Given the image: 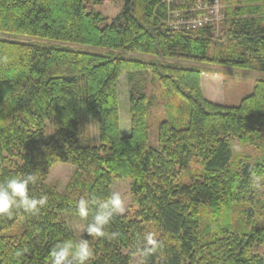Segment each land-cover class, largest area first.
<instances>
[{"label":"trees","instance_id":"1","mask_svg":"<svg viewBox=\"0 0 264 264\" xmlns=\"http://www.w3.org/2000/svg\"><path fill=\"white\" fill-rule=\"evenodd\" d=\"M100 1L0 0V56L8 57L0 63V182L34 173L30 195L47 197L35 215L14 209L11 217L0 216V264H50L57 243L81 239L64 213L78 214L82 197L106 198L119 178L132 180L136 209L106 226L117 233L111 240L85 234L93 250L88 264H136L135 255L140 264H264V254L253 252L264 246V223L254 208L264 157L254 162L238 154V161L234 152L236 141L263 144L264 80L238 105H223L205 97L201 69L132 56L264 71V0H227L225 37L218 40L205 27L171 28L164 0H125L109 24L91 7ZM124 74L128 136L120 126ZM151 83L157 93H148ZM162 98L169 114L152 146L149 115L154 99ZM93 120L97 144L85 140ZM197 161L202 171L184 182ZM58 162L77 170L66 192L48 182ZM242 206L247 211L236 227ZM94 212L95 206L87 223ZM148 224L159 229L160 247L144 255Z\"/></svg>","mask_w":264,"mask_h":264},{"label":"rangeland","instance_id":"2","mask_svg":"<svg viewBox=\"0 0 264 264\" xmlns=\"http://www.w3.org/2000/svg\"><path fill=\"white\" fill-rule=\"evenodd\" d=\"M222 5L223 11L225 12L226 7L230 4L227 0H222ZM91 7L99 12H102L106 18V23L109 24L116 16H118L123 11L125 7V0H101L99 3L91 4ZM225 20L217 27L211 25L205 27V29H208L212 32L215 40H218L220 37H225V35L218 36V31L224 28L223 24ZM76 47L89 52L105 53L108 51L103 47L93 45H79ZM132 56L133 58L142 61H170L185 67L201 69L203 91L205 97L212 102L223 105H238L244 97L253 93L257 81L264 80V71L262 70L237 68L217 63L200 62L190 59H167L161 56L143 52H136ZM156 87V83H151L148 93H157ZM119 88L121 134L123 136H128L132 131L130 113V83L128 74H124L120 78ZM168 105L169 104L167 99H154V104L152 105L149 115L150 143L152 146H156L158 144L159 125L163 120L168 118ZM179 106L182 109V106ZM98 135L99 123L98 121L93 120L90 123L88 133L85 135V140L89 141V143L91 144H97ZM234 147L235 159L238 158V154H241L242 157L249 158L254 162L260 161L264 157V140L263 144H260L259 147L250 143H247L244 146H240L237 141L235 142ZM237 160L239 161V159ZM237 160L234 163L235 165H237ZM201 164L202 163L200 161L192 164L185 171V173H187L188 175L184 176L183 181L190 182L191 178H193L195 175L198 176V174H200V172L202 171ZM76 171V167L73 164L58 162L51 169L48 182L50 185L56 186L60 192H66L69 183L71 182L73 176L76 174ZM131 184L132 180L126 178L116 179L113 183V191L119 192L124 200L125 212L123 214L133 213L136 209V205L134 204L132 198ZM257 197L258 200L254 208L257 210L258 215L255 217H257V219L261 220L264 223V179H261L257 185ZM246 211L247 207L242 206L238 208L237 213L235 214L234 223L236 227H238L239 225H243L240 221L244 218V213H246ZM64 217L77 237H85L86 233L83 232V229L87 224L86 219L81 218L79 214L76 213H64ZM21 226L22 225L16 226L14 231L16 233H19L21 230ZM145 231L146 235L151 234L154 239H157V237L159 236V229L157 228L156 224H148ZM253 252L264 254V246L258 248L256 247ZM134 262L136 264H140L139 255H135Z\"/></svg>","mask_w":264,"mask_h":264},{"label":"clouds","instance_id":"3","mask_svg":"<svg viewBox=\"0 0 264 264\" xmlns=\"http://www.w3.org/2000/svg\"><path fill=\"white\" fill-rule=\"evenodd\" d=\"M7 56H0V63H7ZM38 177L29 173L23 177H11L0 182V216L11 217L14 209H23L33 215L39 213L40 209L47 204V197L39 198L30 195L29 186L36 184ZM95 206V212L86 224L83 232L89 237H106L111 240L117 233H107L106 226L118 215L125 212L124 200L119 192H111L103 199L80 198L77 202V211L81 218L87 219L90 208ZM160 242L151 234L144 237L142 252L150 255L158 251ZM50 264H88L93 255L89 240L81 238L73 241L71 239L57 243L49 253Z\"/></svg>","mask_w":264,"mask_h":264},{"label":"built area","instance_id":"4","mask_svg":"<svg viewBox=\"0 0 264 264\" xmlns=\"http://www.w3.org/2000/svg\"><path fill=\"white\" fill-rule=\"evenodd\" d=\"M168 4V25L171 28L199 29L217 27L226 18L222 0H164ZM223 36V29L218 31Z\"/></svg>","mask_w":264,"mask_h":264}]
</instances>
